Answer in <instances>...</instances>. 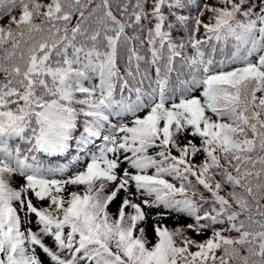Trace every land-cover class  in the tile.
I'll list each match as a JSON object with an SVG mask.
<instances>
[{"label": "snow or ice", "instance_id": "6c2138e0", "mask_svg": "<svg viewBox=\"0 0 264 264\" xmlns=\"http://www.w3.org/2000/svg\"><path fill=\"white\" fill-rule=\"evenodd\" d=\"M85 7L0 0V264H43L37 247L51 264H264V0H135L120 18L102 0L96 28ZM69 152L84 166L56 178Z\"/></svg>", "mask_w": 264, "mask_h": 264}, {"label": "trees", "instance_id": "16d2710c", "mask_svg": "<svg viewBox=\"0 0 264 264\" xmlns=\"http://www.w3.org/2000/svg\"><path fill=\"white\" fill-rule=\"evenodd\" d=\"M118 1H120L119 5L135 3V0H118ZM122 1H124V4L121 3ZM213 1L214 0H199V2L201 4L206 2V3L211 4V5H217V0H215L214 2ZM45 2H47V0H45ZM83 2L85 4V6H86L85 7V16H88L89 12H92L93 9L95 10L93 15L89 18L88 23L91 25L92 28L98 27V24L96 23V21H97L98 18L103 16V11L104 10H103L102 7H97V6L98 5H102V0H92V3L90 5L88 4L87 0H83ZM109 2L112 5L113 13L115 15H117L118 18H120V13L117 10V5L118 4H116V0L115 1L114 0H109ZM129 11H131V8H129ZM192 13H193V15L196 14V9H195L194 5H193V8H192ZM11 15H15L14 11L11 13ZM78 15H79V13L77 12L75 14L74 18H73L72 24L76 23V17H78ZM210 16H211V13L205 12V14L202 17V19L205 22H208ZM1 23H5L6 24L7 23V17H0V24ZM189 27H191V25H189ZM128 34L132 35L133 33L131 32V30H129ZM203 34H204V30H203V28H201L199 33H198V38L200 36H203ZM173 35H174V37H176L178 39L180 36L186 35V30H185V32H180V33H175L174 32ZM214 43H217V51L215 53V59L217 61H220L221 59H223L227 55H231V53L236 50L234 41H229L227 43H222V44L218 43V42H214ZM133 45H136L138 47L139 46V42L138 41H133V44L132 45H128V47H132ZM147 47H148L147 44H145L143 48L139 49L141 55H144V56H148L149 55L148 52H147ZM3 56H4V52H3V50H0V60H2ZM250 59L255 60L256 57L253 56ZM126 60H127V50H126V48H122L121 49V58H120V67H121V73L122 74L124 72V68L126 67ZM177 65L179 66V61L178 60H177ZM237 66H239V65L238 64H229L227 66L226 70H231V68L237 67ZM219 67H220V65L218 63L217 64V68H219ZM141 71L147 74L148 78L144 80L143 87H144L145 90H148L149 81L155 79V76H156L155 69H154V67H150L147 63L142 62L141 63ZM195 94L198 95L199 93L197 92ZM143 114H144L143 112L140 113V115H143ZM128 119H131V116H129ZM115 122L116 121L114 119L113 123H115ZM184 142H186V140H185V138L182 137L181 138V143H184ZM196 142L199 143V140L197 139ZM155 151H156V149H152L149 154H153ZM173 154H176L175 151H173ZM73 156H74V153L73 152H69V153L63 155L62 157H60L59 159H52L50 161V163L53 166H56V165L62 164V163L63 164H67L65 172L62 173V174H58L56 176V178H61L62 176L64 178H66L68 175H71L73 172L78 171V170H82V168L84 166V157H80V161L78 162L77 160L73 159ZM201 159H202V154L198 155L196 157L195 162L199 163L201 161ZM123 167H127V165H122L121 170L123 169ZM151 171H154V170H150L149 174H151ZM17 183H19V181ZM112 187H114V185H110L107 190L111 191ZM78 190H80V189L77 188L76 186L69 185L67 187V191L65 192V196H67L68 192L78 191ZM133 191H134V189H133ZM205 195H207V193H205ZM123 196H124V193L121 192L119 197L117 198V200L115 202H113L109 206V211L110 212H112L113 214L116 213L118 205H119L121 199L123 198ZM141 199H143V197H141ZM136 202L139 203L140 201L137 200ZM34 203H36L35 200H34ZM44 204L46 205L47 201H45ZM145 211L149 212V221H148V225H147L148 238L150 240H153V242H154V233L152 231V224L155 221L152 220V215H154L155 212H157V211H164V210L162 208H159V209H145ZM30 219H31V223L27 222L28 218L25 219L24 227L25 228H31L34 232L38 231V227L39 226L36 224L35 216L33 215L32 217H30ZM189 222H191V221L190 220H186L184 218H181L180 220H176L174 216L169 217L168 219L162 221V223L166 224L170 228H175L177 225H182V224L189 223ZM187 235L190 236L191 238L197 240V241H203V240L207 239L209 233H204L203 235L197 236L193 232H188ZM233 235H234V233H233ZM43 243L46 246H48L49 248H51L53 251L56 250L54 242H53V240H52V238L50 236L43 237ZM195 250H196L195 248L192 249V251H195ZM35 251H36L37 255L39 256L40 260L43 262V264H51L50 258L39 247H37L35 249ZM217 254L219 255V253H217Z\"/></svg>", "mask_w": 264, "mask_h": 264}, {"label": "rangeland", "instance_id": "374dc122", "mask_svg": "<svg viewBox=\"0 0 264 264\" xmlns=\"http://www.w3.org/2000/svg\"><path fill=\"white\" fill-rule=\"evenodd\" d=\"M114 1H115V0H114ZM214 1H215V0H214ZM214 1H213V2H214ZM44 2H45V0H44ZM121 3L124 4V1H122ZM116 4H120V1L116 0ZM14 14H15V15H18V10H15V11H14ZM4 24H5V23H1L0 25H4Z\"/></svg>", "mask_w": 264, "mask_h": 264}]
</instances>
